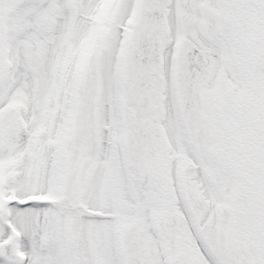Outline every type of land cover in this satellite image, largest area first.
Listing matches in <instances>:
<instances>
[{"label": "snow or ice", "instance_id": "obj_1", "mask_svg": "<svg viewBox=\"0 0 264 264\" xmlns=\"http://www.w3.org/2000/svg\"><path fill=\"white\" fill-rule=\"evenodd\" d=\"M0 264H264V0H0Z\"/></svg>", "mask_w": 264, "mask_h": 264}]
</instances>
